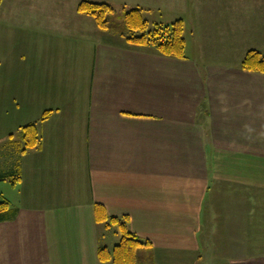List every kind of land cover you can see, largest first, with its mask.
Here are the masks:
<instances>
[{"label":"crops","instance_id":"obj_1","mask_svg":"<svg viewBox=\"0 0 264 264\" xmlns=\"http://www.w3.org/2000/svg\"><path fill=\"white\" fill-rule=\"evenodd\" d=\"M79 1L0 4V197L18 208L0 264H104L120 236L101 239L96 203L151 242L141 264H264V73L240 67L264 56V0H91L172 9L185 58L99 28Z\"/></svg>","mask_w":264,"mask_h":264},{"label":"trees","instance_id":"obj_2","mask_svg":"<svg viewBox=\"0 0 264 264\" xmlns=\"http://www.w3.org/2000/svg\"><path fill=\"white\" fill-rule=\"evenodd\" d=\"M2 0H0L1 4ZM80 13L93 17L101 29L108 28V17L113 11V6L107 2L80 0L77 4ZM125 39L137 46H153L159 53L175 58H185L184 22L176 18L170 23L154 22L149 24L144 16V8L134 6L124 12L123 16ZM240 67L248 71L264 73V56L257 49L248 50L240 62ZM51 111H45L40 120H45ZM23 144L21 152L38 148L41 143L37 123L32 122L20 128ZM13 180V179H12ZM18 213V208L9 200L0 197V222L13 220ZM94 218L104 227H116L119 240L113 246L101 245L97 249V257L104 264H141L148 259L142 256L139 249L147 247L151 242L141 239L130 230L127 216H109L105 208L96 203L94 205Z\"/></svg>","mask_w":264,"mask_h":264},{"label":"rangeland","instance_id":"obj_3","mask_svg":"<svg viewBox=\"0 0 264 264\" xmlns=\"http://www.w3.org/2000/svg\"><path fill=\"white\" fill-rule=\"evenodd\" d=\"M131 7L127 6V5H120V6H114L113 7V11L109 14V17H108V27L111 29V30H116L117 28L121 27L122 28V25L124 24V21H123V16H124V12L128 9H130ZM144 8V7H143ZM147 10H149V8H144V16L148 19V22L150 25H152L154 22H161V21H158L160 20V18L164 19V20H172L171 18L177 16L175 14L177 13H171V11L167 12L168 10L167 9H163L162 10V13L161 11L159 13L156 12V10H152L151 12L152 13H148L146 12ZM176 19V18H175ZM174 20V19H173ZM172 20V21H173ZM171 21V22H172ZM184 22V21H183ZM162 23H170L169 22H162ZM229 50V49H228ZM250 50V49H249ZM262 50V49H261ZM259 51V49H258ZM43 114H41L42 116ZM41 116L39 118H37L36 122L37 123V127H38V123L42 120H40ZM99 227V233H100V236H101V239H103L104 242L108 243L109 240L114 237L115 239H117L116 236H114V234L112 233L113 229L111 228L110 231L108 230H104L103 229V225L99 223L98 225ZM103 235V236H102ZM113 244V243H112ZM113 246V245H112ZM256 252V251H254ZM257 253V252H256ZM207 255L209 256L207 258ZM205 257H204V264H213L211 262V260H213L211 258V256L209 254H207ZM257 258L254 259V264H263V261L261 259V255L260 253H257Z\"/></svg>","mask_w":264,"mask_h":264}]
</instances>
